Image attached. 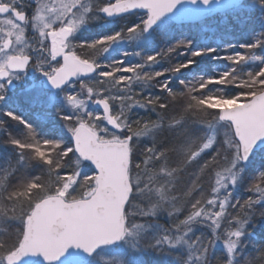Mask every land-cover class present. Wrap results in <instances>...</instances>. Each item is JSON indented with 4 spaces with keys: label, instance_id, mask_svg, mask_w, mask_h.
<instances>
[{
    "label": "snow or ice",
    "instance_id": "1",
    "mask_svg": "<svg viewBox=\"0 0 264 264\" xmlns=\"http://www.w3.org/2000/svg\"><path fill=\"white\" fill-rule=\"evenodd\" d=\"M0 264H264V0H0Z\"/></svg>",
    "mask_w": 264,
    "mask_h": 264
}]
</instances>
